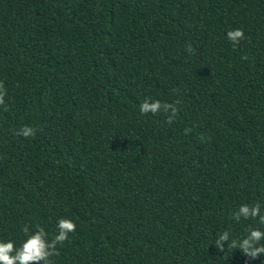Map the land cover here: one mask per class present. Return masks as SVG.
<instances>
[{"label": "trees", "instance_id": "1", "mask_svg": "<svg viewBox=\"0 0 264 264\" xmlns=\"http://www.w3.org/2000/svg\"><path fill=\"white\" fill-rule=\"evenodd\" d=\"M0 82V239L70 218L55 264L264 261L210 245L264 227L231 218L264 205V0H0Z\"/></svg>", "mask_w": 264, "mask_h": 264}, {"label": "clouds", "instance_id": "2", "mask_svg": "<svg viewBox=\"0 0 264 264\" xmlns=\"http://www.w3.org/2000/svg\"><path fill=\"white\" fill-rule=\"evenodd\" d=\"M228 41L237 47L241 41L245 40L244 30L241 28L231 29L226 33ZM189 51H192L189 46ZM7 90L3 82H0V106H4V111H7L5 106V96ZM179 100L174 103L161 102L146 97L139 105L141 115L149 113L155 115L161 111L168 114L167 122L173 123L179 113L177 105ZM37 129L34 126L23 125L16 135L24 138L35 136ZM192 130L185 129V134H189ZM231 218L240 223L244 221H254L255 223L264 226V205L261 202H253L251 204L244 203L233 211ZM77 225L70 218H60L56 224V233L50 236L48 231L43 226L25 224L21 228L24 234V240L19 243L12 239H0V264H55L54 257L59 255L58 246H63L69 241L70 234L76 232ZM215 245L218 253L227 249H239L242 254L249 260H256L264 256V227L249 226L246 235L240 240L232 238L228 230L218 234V237L210 244ZM264 264V261L261 262Z\"/></svg>", "mask_w": 264, "mask_h": 264}]
</instances>
